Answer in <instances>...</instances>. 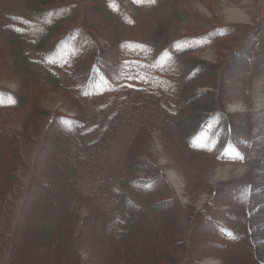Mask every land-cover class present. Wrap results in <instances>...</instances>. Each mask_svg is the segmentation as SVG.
Here are the masks:
<instances>
[{
    "label": "rangeland",
    "instance_id": "obj_1",
    "mask_svg": "<svg viewBox=\"0 0 264 264\" xmlns=\"http://www.w3.org/2000/svg\"><path fill=\"white\" fill-rule=\"evenodd\" d=\"M39 1L41 6L30 0H0V88L21 92L28 98L27 108H0V114L7 117L0 123V162L10 164L2 155L10 151L12 143L22 140L18 168L10 176L12 188L8 189L12 194L18 192L12 198L13 206L11 194L5 204L0 203V246H9L4 235H14L16 228L21 231L19 241L28 243L34 233L28 247L19 243L21 252L18 247L14 249L15 259L19 261L17 254H24L29 264H45L42 251L52 241L43 231L52 221L40 220L52 208L48 203L38 208L33 205L34 199L40 195L46 202L49 189L58 192L64 185L53 184L63 177L62 167L51 164L54 176H43L40 160L50 141L65 142L75 153H85L100 135L103 147L97 163L111 157L122 161L123 155L130 154L126 161L132 163L133 174L140 177V187L148 188L136 189L134 194L147 192L148 205L149 190L154 185L159 187V197L166 200V223L175 222L165 231L173 239L168 241L169 248L178 254L175 264H264V0H163L150 9H136L129 0H116L109 1L111 12L99 0H55L51 3L70 6L66 13L74 14L61 22L63 32L57 31L58 37L74 27L78 35L84 25L86 33L81 30V34L98 46L95 56L83 58L74 71L70 64L75 58L68 43L85 41L67 39L58 47L62 58H57L63 61L66 72L54 76V81L40 70L44 68L38 62L26 73L25 66L13 67L7 60L8 51L15 61L21 59V45L31 57L38 56L32 44L24 46L1 27L12 23L30 36L41 31L45 24L27 11L28 7L51 4L50 0ZM119 4L121 10L125 5L135 23L115 17ZM73 5L79 9L77 15ZM217 24L244 27L198 50L197 46L208 39L203 33ZM56 39L46 42L53 44ZM120 41L125 48L120 52L128 51L115 59ZM136 44L142 47L138 49ZM55 55L52 52L46 61H52ZM102 63L115 64L110 69L107 64L98 69ZM195 63L206 73L191 79ZM172 70L181 71L178 83L180 88L185 86L183 98L178 93L165 95L164 87L174 89L177 84L162 79ZM91 76L90 88L78 91L79 78L87 77L89 84ZM193 97L200 99L199 105L190 103ZM0 101V107H6L14 97L0 94ZM213 106L214 111H209ZM31 110L40 111L33 122ZM57 119H63V123L68 120L70 125L66 127L78 131H87L90 126L97 130L82 139L85 143L77 140L78 135L69 142V133L58 131L59 136L54 137ZM195 131L199 134L192 144L197 149L191 150L187 136ZM25 132L28 137L22 139ZM52 155L56 163L57 153ZM136 162L147 171L135 172ZM93 171L97 173V169ZM89 177L82 183H88ZM45 181L51 182L49 186ZM79 213L87 219L88 210ZM148 242L135 240L132 253L142 252L151 243L158 248L153 238ZM62 246H68V241ZM7 248L0 251V264H21L13 261ZM80 251L84 264H105L87 245L83 244ZM148 254L147 262L156 259L159 252ZM154 261L152 264H164Z\"/></svg>",
    "mask_w": 264,
    "mask_h": 264
},
{
    "label": "trees",
    "instance_id": "obj_2",
    "mask_svg": "<svg viewBox=\"0 0 264 264\" xmlns=\"http://www.w3.org/2000/svg\"><path fill=\"white\" fill-rule=\"evenodd\" d=\"M54 1L55 0H50V3H54ZM99 1H101L104 4L106 10H109L110 12L111 10L109 8V1L116 2V0ZM129 1L131 5L136 9H150L158 6L163 0ZM30 2H33L38 6L42 5V2L39 0H30ZM48 2L49 0H47V3ZM26 4L29 5L28 2H26ZM68 4H70V2H68ZM78 5L80 7V4ZM63 6L65 5L51 3L44 8H38L37 6L28 7V14L32 15L34 18L45 24L44 28L41 31H37L36 33L34 32L33 36H30L28 31H24L22 28L17 27L12 23L7 26L1 27L3 29H6L5 32L7 33V36L18 39L21 43H24V46L27 43L32 44L33 50L38 54L36 58L31 57V53L28 51L26 46L24 49L23 45H21V53L19 54V56H21V59L17 62L15 61V57L11 56L10 52L8 51L7 60L8 62L10 61L13 67L16 66V64H18L20 68L22 66H25V70L27 73L28 71H30V68H32L31 64H36L38 62L39 65L45 69L40 70L43 73H47L48 77L54 81V76L66 72V69H63V61H58L57 58H62L58 56L60 54L58 47H60L69 38L85 41L76 44L68 43L69 52L74 55L75 58L74 62L70 64V68L74 69L75 65H79L82 62V59L89 57V55L92 56V58L93 55L95 56L97 51L96 48L98 45L96 46V44H94L87 35L81 34V30L86 33V31L83 29L86 28L84 25L83 28L79 27L80 34L78 35L74 33L75 31H77V29L74 27L68 30L65 34L63 33L58 37L59 33H57V31H62L61 28H63L61 22L70 19L71 16H74L73 13H66V10H70V6ZM119 7L120 4L115 11V17L120 19L121 16L123 18L131 19L134 22L133 16L126 13V10L128 9L124 5H122L123 10H121V8ZM180 8L178 7L177 10ZM73 10L77 15L79 11V9H77V6L73 5ZM66 15L70 16L66 19ZM242 27L244 26L233 24H217L214 26V28L209 30V32L207 31L203 33V35H208V39L198 45L197 49L199 50L211 46L216 38H222L223 36L233 34L239 31ZM53 38H57L53 44L51 42H46L50 41ZM45 42L47 46H45ZM116 45V51H119V54L116 55L115 59H118L122 54L126 53L128 49L120 52V50L125 49L122 46V41L118 42ZM136 47H138L139 49L142 47V45L136 44ZM52 52L53 54L56 53L55 57L52 59V61H46L45 57L51 56ZM105 64H107V69H110V66H114L115 63L113 65H110L111 63H102L98 67V69H102L101 66ZM200 66L196 65L195 63V66H193L195 70L193 71L192 76L189 74L191 79L196 75L200 76V74L206 73L205 70L203 71L200 68ZM206 68L208 69V71L210 70L209 67ZM96 69L97 68L93 69L94 72L96 71ZM38 70L39 69L35 70L36 73ZM93 77L91 76L89 84H87V77H80V86L77 90L82 91L87 86H89L90 88ZM180 77L181 71L175 70H172L171 74L162 75V79L164 82H177L176 85L172 86L174 89H168L167 87H164L166 96H172L178 93L180 95V98H183V90L185 86L181 88L179 87L178 79L180 81ZM166 85L167 84H165V86ZM86 90L89 89L86 88ZM0 94L3 96L12 95L14 97L13 103L7 104L6 107L0 108L21 109L23 107H28V98L21 92L16 93L8 89L0 88ZM76 97L78 98V96ZM189 101L194 105L200 104V99L198 97H193ZM32 107L33 106H31V108ZM195 109L197 108L195 107ZM2 111L3 110L0 109V112ZM209 111H214V106L209 107ZM31 115L34 119H30V122H33L40 117V111L31 110ZM6 118L7 117L4 114H0V123H4ZM66 125H70L68 120L63 123V119H57L56 123L53 124L54 137L59 136V131L62 133L71 134V139H69V142L75 137V135H78L77 140L84 142L82 139H84L85 136L90 133L91 137L97 130H92L90 126L87 131H78L71 127H66ZM198 132L199 131H195L193 132V134L187 136L188 147L191 150L197 149V146L195 145V147L193 144L195 142V137L199 134ZM98 136L100 138L98 140L96 139L97 141L93 143L95 147L99 146L97 147L99 148L98 152L96 151L97 148H94L92 144H90L91 146L85 150V153H83L82 151H77V153H75L72 149L69 148V146L66 145L65 142L63 145L61 141H50L48 149L44 152L42 159L40 160V163L43 166V176H54V171L50 170V168H52L51 164L56 167H62L63 177L59 178L53 184L64 185L58 192H54L53 188L49 189L51 190V192H48V194L45 196L46 202H43L44 198L40 195L35 196V199L37 198V200L34 199L33 205H36L38 208L40 207V204L47 203L49 207L51 205L52 208L50 211H46V213L40 220V222H45L46 220L48 221V218H51L52 221L50 224L48 223L45 226V231H43L44 233L47 232L46 236L48 238H51L52 241V244H50V246L48 247H45L42 251V254L45 257L43 262L45 264H84V260L80 251L81 249H83L84 244L85 246L87 245L92 251H94L95 254L100 256L101 260L99 261L104 262L105 264H148L149 262H151L149 264H152L154 260V262L159 261L160 263L164 264H175L176 259H178V254L175 253L173 249L169 248L168 241L171 242L173 239L165 232L166 228H172L175 222H172L170 225L166 223V210L163 209L166 200L159 197L160 190H157L159 189V187H155V185H152L153 187L151 186L152 189L149 190L148 194L149 205L147 203V199L145 198L147 196V192L136 196L134 194L136 192V189L146 191L148 188H145L142 185L140 187V177L137 174H133L134 172L132 171V163L128 164V162L126 161V159H130V154L129 156H127V154L125 156L123 155L122 161H118L117 157L115 159L111 157L103 162L100 161V163H97L99 162V152L103 147L102 137L100 135ZM27 137L28 133L25 132L22 139H27ZM192 139L194 140L193 144ZM21 145L22 140L19 143H12L10 151H7L2 155L3 157H8L7 160L10 164H8L7 162H0L1 204H5V202L7 201L6 196L8 194H11V204L13 206L12 198L18 192L16 191L14 194H12V192H10L8 189L12 188V185H10L12 181L10 179V176H13L14 172L16 171L15 168H18L17 158L21 157L19 153V148L21 147ZM1 150L2 146H0V151ZM54 152L57 153L56 157L59 160H56V163L52 155ZM125 152H127V150ZM59 154H61L60 157ZM136 163L137 167H135L136 169L134 168L135 172L138 170L147 171L146 168H141L142 164L140 162ZM93 169H97V173L94 174ZM88 175L91 176L89 177L90 181L88 183H82L83 179ZM93 175L95 177L92 180ZM50 183V181H45L44 185L49 186ZM153 208L154 210L152 211ZM79 210H88L87 219H83L80 216ZM150 211H152V215L150 214ZM48 215H50V217H48ZM143 220L145 221L143 222ZM26 222L27 221H23V223ZM87 228H89L90 232L89 230H87ZM42 229L44 228L42 227ZM173 229L176 231L177 227ZM133 230L137 231L135 233L139 237L135 240L146 241L147 243L148 239L153 238L158 242V248L153 245V251V246L151 243L146 249L142 250V252L136 254L132 253V246L133 243L135 245L134 238L136 236L135 235L132 237ZM20 235V228H16V230L14 231V235H4V237H8L9 239V246L6 243H4V246H0V251L5 247H8L7 252H12V258L14 262L16 260V251L14 249H17L18 247L19 251L21 252L18 244L21 243L28 247L31 243V240L35 239L34 237H32L33 235L35 236V234L31 233V237H29L30 239L28 243L27 240L19 241ZM65 240L68 241V246H62ZM166 244L168 246L167 249L162 248L161 250H159V247H162ZM87 250L89 251V249ZM156 251L157 254L159 252L157 258L147 262L146 260L150 255L148 253H153ZM17 255L21 264H29L30 260L26 258L24 254ZM163 258H166V260L170 262H167L166 260L162 261ZM19 261L16 260V263Z\"/></svg>",
    "mask_w": 264,
    "mask_h": 264
},
{
    "label": "snow or ice",
    "instance_id": "obj_3",
    "mask_svg": "<svg viewBox=\"0 0 264 264\" xmlns=\"http://www.w3.org/2000/svg\"><path fill=\"white\" fill-rule=\"evenodd\" d=\"M0 103H2V101H0Z\"/></svg>",
    "mask_w": 264,
    "mask_h": 264
}]
</instances>
